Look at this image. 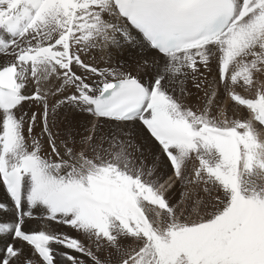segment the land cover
Masks as SVG:
<instances>
[{
  "label": "snow or ice",
  "instance_id": "6c2138e0",
  "mask_svg": "<svg viewBox=\"0 0 264 264\" xmlns=\"http://www.w3.org/2000/svg\"><path fill=\"white\" fill-rule=\"evenodd\" d=\"M133 32L160 54L143 63L147 81L141 66L85 59L135 44ZM213 62L250 119L219 107L201 72ZM64 110L92 117L86 134L59 129ZM253 122L264 129V0H0V187L16 209L0 222V264H264ZM148 140L172 169L165 183ZM38 212L78 235L25 229Z\"/></svg>",
  "mask_w": 264,
  "mask_h": 264
},
{
  "label": "bare ground",
  "instance_id": "6f19581e",
  "mask_svg": "<svg viewBox=\"0 0 264 264\" xmlns=\"http://www.w3.org/2000/svg\"><path fill=\"white\" fill-rule=\"evenodd\" d=\"M133 37L135 40V44L132 45H125L123 48L117 50V49H111L108 51H105L103 53H93L89 57H85L86 60H92L96 64L105 65L107 63H112L115 65L117 62H119L124 67H135V66H141V71L139 72V75L142 79L145 81L148 80V76L145 75L143 70V63L145 60H148L151 62L154 59H159L160 56L157 55L154 51L150 50L146 44L141 40L140 36L133 32ZM111 56V60L109 61L107 58L108 56ZM103 58V59H102ZM214 78V77H213ZM219 84V83H218ZM188 89L192 92V96L189 98L190 103H199L197 100V96L203 97L202 93H197L196 89L193 88L192 83H188ZM223 90L220 89V96L219 99H221ZM252 93L255 94V90H252ZM241 94L244 95L242 92ZM246 95V93H245ZM229 100V99H228ZM222 108H227L228 110V116L231 119H240V117L243 115L244 109H241L240 107H233V102H224L221 104ZM26 108H28V105H25ZM32 110H38L36 106L32 107ZM68 121H72L73 123L77 124L79 132L81 135L86 134L84 129L88 126V124L92 121V117L88 115H74L70 111H60L57 115V122L59 125V129L63 130ZM255 125V124H254ZM259 127V126H257ZM105 128H107V125H105ZM39 130V129H37ZM262 138H264V131L262 130ZM147 144V149L145 152V161L148 165H152L153 163H156V174L160 177V182L165 183L169 180V177H171L173 174L172 169L168 164V161L163 157V155L159 152L158 147L152 140L145 141ZM154 156H158L159 160L155 161ZM198 166V163L195 162V160L189 165L190 169ZM180 187V184H176L171 191L169 192V199H175L178 188ZM182 190V188H181ZM175 192V193H174ZM0 201L6 205V208L3 211H0V222H14L15 221V215L12 207L7 204V199H5V195L3 193L2 187H0ZM43 213H37L35 215L41 216ZM203 215V213H202ZM188 219H197L195 216H189ZM25 229L27 230H38L41 227H44L46 229H55L59 232H68L73 236L78 235L74 230L68 228L67 226H61L55 223H51L47 220H26V223L24 225ZM11 239L10 236H4L0 237V247H3L5 243H8ZM60 251H65V249H60ZM105 254H102V257ZM82 259H85L84 257H81Z\"/></svg>",
  "mask_w": 264,
  "mask_h": 264
},
{
  "label": "rangeland",
  "instance_id": "374dc122",
  "mask_svg": "<svg viewBox=\"0 0 264 264\" xmlns=\"http://www.w3.org/2000/svg\"><path fill=\"white\" fill-rule=\"evenodd\" d=\"M209 78H210V82H212L213 80H214V78H213V75L211 74V75H209ZM219 85V84H218ZM219 88L221 89L222 88V90H223V85H219ZM202 93V92H201ZM244 93V95H245V93H246V96H253V95H255L254 93H252V90H249L248 92H243ZM202 95H203V93H202ZM229 98H228V96H227V94H225L224 93V91H223V93H222V96H221V99H220V104H219V107H221L222 108V106H221V104L222 103H224V102H231L230 100H228ZM239 107V106H238ZM241 109H244V111H243V115L240 117V119L241 120H244V119H250L251 118V114L248 112V110L247 109H245V108H242V107H240ZM254 124H255V126H256V128H257V130L258 131H260V132H262V129L260 128V127H257L258 126V124H256L255 122H253ZM263 136V135H262ZM196 163H198V161H195ZM171 174H173V173H171ZM178 190L179 191H177V193H179V194H177L176 195V198L174 199H170V201L172 202V204L173 205H175V204H177V203H179L180 202V199H181V186L178 188ZM175 193V192H174ZM189 217V216H188Z\"/></svg>",
  "mask_w": 264,
  "mask_h": 264
}]
</instances>
